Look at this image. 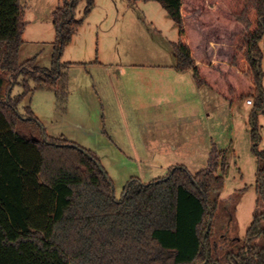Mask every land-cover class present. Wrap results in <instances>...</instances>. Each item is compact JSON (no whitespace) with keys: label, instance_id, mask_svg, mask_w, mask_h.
Returning <instances> with one entry per match:
<instances>
[{"label":"trees","instance_id":"trees-1","mask_svg":"<svg viewBox=\"0 0 264 264\" xmlns=\"http://www.w3.org/2000/svg\"><path fill=\"white\" fill-rule=\"evenodd\" d=\"M82 0H63L52 15L55 62H20L24 6L0 0V264H222L210 238L222 192L226 153L214 146L207 167L191 174L171 167L143 184L130 178L120 199L94 153L64 137L46 135L29 109L17 107L36 88L65 94L60 57L82 25L73 15ZM158 2L178 28L172 44L178 72L192 73L229 102L252 100V151L258 159L257 193L264 201V151L257 149L264 0H143ZM84 13L93 8L85 0ZM22 77V94L11 98ZM24 128L25 130L21 129ZM264 212L253 217L237 252L225 264H264ZM209 223V227H208Z\"/></svg>","mask_w":264,"mask_h":264},{"label":"rangeland","instance_id":"rangeland-1","mask_svg":"<svg viewBox=\"0 0 264 264\" xmlns=\"http://www.w3.org/2000/svg\"><path fill=\"white\" fill-rule=\"evenodd\" d=\"M93 2L88 14L84 13L85 0L79 1L73 10L74 19L81 20L82 25L60 57L65 94L58 97L48 89L36 88L30 81L32 91L17 107L18 113L25 115L29 109L46 135L63 136L94 153L112 181L116 199L121 198L132 177L148 184L164 178L175 165L194 174L207 167L213 146L225 151L224 187L214 196L217 212L210 238L212 256L225 264V255L237 252L243 245L253 217L264 212V201L257 193L259 163L252 151L249 123L254 106H247V100L231 103L208 89L213 96L212 108L194 126L180 132L143 130L140 124L151 116L149 108H163L156 101L166 97L164 93L162 97L154 93L157 99L153 97L155 82L143 77L153 71L143 65L161 64L168 73L170 65L176 62L172 44L177 42L178 28L155 1ZM21 3L26 25L19 60L35 58L36 67L50 70L55 62L52 15L63 0ZM258 46L262 52L264 89V36ZM187 78L166 82V87L169 83L181 95L188 96ZM21 81L19 77L12 87L11 98L22 94ZM97 92L99 98L92 95ZM126 92L133 96L132 100L125 98ZM256 120L257 149L264 151V106L257 111ZM173 130L179 133L175 135ZM256 243L264 245V239Z\"/></svg>","mask_w":264,"mask_h":264},{"label":"crops","instance_id":"crops-1","mask_svg":"<svg viewBox=\"0 0 264 264\" xmlns=\"http://www.w3.org/2000/svg\"><path fill=\"white\" fill-rule=\"evenodd\" d=\"M23 44H24V39H23ZM161 66L163 65L161 64L159 65L157 63L143 65V67H145L146 69L153 71L143 76V77H148V80L155 82L156 87L152 89L153 95L154 93L155 95H158L160 93L162 97L163 96L162 93H164L166 94L165 95L166 100L165 98L160 99L159 97L157 99L155 95L153 96L157 99V101L154 99V103L156 101V103L159 106L164 105V107L161 108L158 106H154L153 108H149L151 109L152 114L149 118L148 117L145 118L146 122H142L140 124V127L143 130L145 128H150L154 130H158L160 128L176 129L177 131L179 130V132L181 130H186L192 127V125L194 126V122H199L200 116H203V113L208 112L212 108L210 104V101L213 100L212 92L208 90V88L206 87H198L195 84L192 73L190 71L183 73L176 71L174 67L175 63L170 65L167 74L165 70L166 67L163 66L165 68L163 69ZM184 77H188L187 82L190 88V94L188 96L187 95L185 96V94L181 95L177 90H175L176 87L172 88L169 83L166 87V82H171L173 80L179 81L181 79H184ZM159 88H161L164 92L159 90ZM166 89L168 90L166 91ZM92 95H94L97 98L100 97L98 92L97 94L94 93ZM125 98L128 99V101H130L133 99V96L131 97V95H129V93L126 92ZM182 108H184L183 111ZM166 114H169V117L167 119H166ZM177 131H175V135L179 133Z\"/></svg>","mask_w":264,"mask_h":264},{"label":"built area","instance_id":"built-area-1","mask_svg":"<svg viewBox=\"0 0 264 264\" xmlns=\"http://www.w3.org/2000/svg\"><path fill=\"white\" fill-rule=\"evenodd\" d=\"M246 104L252 106L253 105V101L252 100H247Z\"/></svg>","mask_w":264,"mask_h":264},{"label":"water","instance_id":"water-1","mask_svg":"<svg viewBox=\"0 0 264 264\" xmlns=\"http://www.w3.org/2000/svg\"><path fill=\"white\" fill-rule=\"evenodd\" d=\"M71 17H73V15H71ZM208 227H209V223H208Z\"/></svg>","mask_w":264,"mask_h":264}]
</instances>
